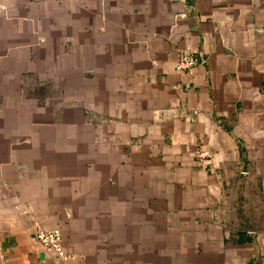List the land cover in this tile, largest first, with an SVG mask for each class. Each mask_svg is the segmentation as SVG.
Returning <instances> with one entry per match:
<instances>
[{
	"label": "crops",
	"instance_id": "0c3cea01",
	"mask_svg": "<svg viewBox=\"0 0 264 264\" xmlns=\"http://www.w3.org/2000/svg\"><path fill=\"white\" fill-rule=\"evenodd\" d=\"M37 225L70 264H264V0H0V264H63Z\"/></svg>",
	"mask_w": 264,
	"mask_h": 264
},
{
	"label": "built area",
	"instance_id": "2783aa9c",
	"mask_svg": "<svg viewBox=\"0 0 264 264\" xmlns=\"http://www.w3.org/2000/svg\"><path fill=\"white\" fill-rule=\"evenodd\" d=\"M197 64H199V60L194 54L183 53L179 56L176 69L181 72H192ZM209 154L210 153L203 148L198 152V157L200 160L204 161L209 157ZM35 238L53 252L63 264H70V262L75 259V256L69 254L65 248L63 235L60 230H49L41 225H37Z\"/></svg>",
	"mask_w": 264,
	"mask_h": 264
}]
</instances>
